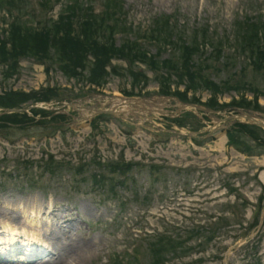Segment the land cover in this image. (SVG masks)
<instances>
[{
	"label": "rangeland",
	"instance_id": "1",
	"mask_svg": "<svg viewBox=\"0 0 264 264\" xmlns=\"http://www.w3.org/2000/svg\"><path fill=\"white\" fill-rule=\"evenodd\" d=\"M125 3L129 10L128 19L134 25L145 27L158 14H175L181 23L189 27L208 24L211 30L222 34L230 31L234 19L246 14L249 6H264V0H126ZM58 9L54 8V16ZM166 55L164 53L162 56ZM241 62L238 60L237 63ZM239 66L237 64V68ZM208 73L216 83L222 82L227 76L223 68L209 70ZM248 74L247 77H253L256 85L263 90L264 72L253 70ZM48 75L42 65L32 59H24L20 62L18 75L7 81L0 78V93L11 89L17 91L14 99L28 98L35 94L26 92L50 84L59 86L61 94L73 96L83 84L65 78L57 69ZM126 82L112 76L103 89L107 93H114L121 88L130 89ZM183 89L180 86L176 91L182 97L185 96L183 98L189 97L191 93L186 95ZM156 90V83L151 81L143 91L154 96L158 94ZM197 94L202 100L209 97L208 91ZM236 97L235 93H228L221 97V101L228 102ZM259 102L264 105V95H261ZM77 120L62 125L61 129L67 127L65 131L64 128L62 131L59 129L57 134L50 136V131L55 128L43 129L35 123L21 129L11 126L5 130L11 141L0 136L2 210H5L2 207L5 202L8 201L5 205H13L18 200L28 201V205L35 200L38 203L46 201L55 207L74 209L71 214H78L73 219L82 225L74 232L89 230L95 238L94 248L86 250L88 253L82 264H108L114 252L122 253L129 244L136 243L137 237L131 234L135 228H138L139 234L143 230L152 233L155 244L166 246L159 242L155 231L180 233L201 224L210 215H227L228 222L224 226L226 235L222 233L224 236L212 244L201 264H264V222L258 236L250 237L249 245L240 246L241 240H234L241 228L239 225L248 226L252 214L251 206L247 205L242 211L239 204L245 200L254 205L264 190V148L250 152L251 155L247 157L242 153L243 144L239 142L238 145L228 146L230 136L223 134L220 138L218 132L195 141L176 134L155 135L154 127L146 122H125L107 116L97 120L92 125L96 127H92L87 123L80 124ZM155 125L160 124L155 121ZM260 134L264 137V133ZM242 139L246 140L244 137L238 140ZM251 145L257 147L253 142ZM50 155L71 170L67 171L62 166L60 169L55 167L56 170L44 171V158L49 160ZM116 157L138 163L130 169L132 174L123 180V186L121 183L114 184L105 176H109L108 172L117 174L115 170L108 169V161ZM26 159L33 161L29 177L24 179L15 167L17 163L21 167ZM82 161L85 162V179L88 175L92 179L87 184L82 185L84 182H81L79 187L73 188L69 185L71 172ZM152 165H167L171 170L160 171V181L154 182L149 175ZM175 169L183 172L177 174ZM91 181L97 182L96 190L91 188ZM226 185L233 189L232 193H227ZM30 186L31 190L28 189ZM227 202L229 206L235 203V208L226 207ZM9 216L25 222L23 218L20 220L17 213ZM209 221L210 218L205 223ZM140 244L143 257L151 259L146 243L141 241ZM198 257V253L192 252L182 258L171 257L165 264H187L191 261L194 262L192 264H200L198 262L202 258Z\"/></svg>",
	"mask_w": 264,
	"mask_h": 264
},
{
	"label": "bare ground",
	"instance_id": "2",
	"mask_svg": "<svg viewBox=\"0 0 264 264\" xmlns=\"http://www.w3.org/2000/svg\"><path fill=\"white\" fill-rule=\"evenodd\" d=\"M222 135H223V134H222ZM222 135L219 136V137L221 138ZM7 202H8V201H7ZM9 202H10V201H9ZM5 203H6V202H5ZM5 203L3 204V208H7V210H11V209H12L13 211H17V210H19V211L22 213V215H23L24 217H26V216H28V215L32 216V218H33V223H34V224L37 223V221H38V219H39V217H40V212H41V210L45 208L44 206H42L41 203H38L37 201L35 202L36 204H31V205H28V201H25V200H21V201L18 200V201H17V204H15L14 206H12V205H10V204H6V205H5ZM9 207H11V209H10ZM84 211H85V210H82V212H84ZM3 212H6V210L3 211ZM3 212L0 213V216L3 214ZM86 212H87V211H86ZM69 214H70V213H69V210H65V211L63 212V214H58V215L56 216V218H55V223H58L60 220H63V219L65 218V216H66V215H69ZM66 228L69 229V228H71V227L67 226ZM56 234H57L58 236H64V234H61V233H59V232H57ZM54 235H55V233H54ZM46 237L49 238V234H47ZM94 245H95V240L92 239V240L90 241V243H89L88 250L91 249V248L93 249ZM86 247H87L86 244H82L81 242H78V241H73V243L68 247V249H69L70 252L66 255V257H64V261H65L67 258H69V259H71V261H74V264H77L78 256H79V252L81 251L82 248H86ZM59 248H60V244H59V243H56V244L54 245V251H53V249H52V255H55L54 258H53L54 261H53L52 264H63V262L60 261L61 256L59 255V254H60V252L58 251ZM55 250H56V251H55ZM79 257H80V256H79ZM42 263H43V264H47V261L42 262ZM33 264H37V263H33Z\"/></svg>",
	"mask_w": 264,
	"mask_h": 264
},
{
	"label": "trees",
	"instance_id": "3",
	"mask_svg": "<svg viewBox=\"0 0 264 264\" xmlns=\"http://www.w3.org/2000/svg\"><path fill=\"white\" fill-rule=\"evenodd\" d=\"M28 36V35H27ZM17 40V38H13L12 39V42L13 41H15V40ZM29 40H27L26 42H28ZM15 48H16V45H15ZM27 48V47H26ZM24 49H22L20 52H22ZM27 50V49H26ZM31 52L33 51L34 52V50L31 48V49H29ZM16 52H17V54H19L20 52H18L17 50H16ZM27 52V51H26ZM146 56V54L144 53V55H143V57H145ZM128 58H130L129 56H128ZM149 64L152 66V65H154V64H152V61H150L149 62ZM167 64V62H164V65H166ZM66 73V72H65ZM91 80H93V81H96L97 79L92 75L91 76ZM215 90L217 91L218 90V88H215ZM25 99L23 98L22 99V101H24ZM20 101H12L11 102V106H13V105H16L17 103H19ZM0 105H2V103L0 102Z\"/></svg>",
	"mask_w": 264,
	"mask_h": 264
}]
</instances>
